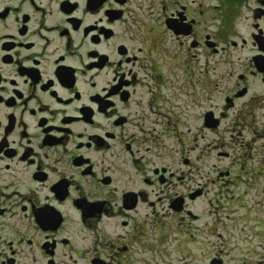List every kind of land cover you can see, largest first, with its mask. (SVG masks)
<instances>
[{
  "label": "flooded vegetation",
  "instance_id": "obj_1",
  "mask_svg": "<svg viewBox=\"0 0 264 264\" xmlns=\"http://www.w3.org/2000/svg\"><path fill=\"white\" fill-rule=\"evenodd\" d=\"M0 264H264V0H0Z\"/></svg>",
  "mask_w": 264,
  "mask_h": 264
},
{
  "label": "rangeland",
  "instance_id": "obj_2",
  "mask_svg": "<svg viewBox=\"0 0 264 264\" xmlns=\"http://www.w3.org/2000/svg\"><path fill=\"white\" fill-rule=\"evenodd\" d=\"M213 136L210 134H206L203 139V144L206 149V155H205V163L203 167L201 168V174L199 170V175H203L206 177V181L209 182V185L206 187V191L211 195L213 194V186L210 183V179H212L215 175V171L217 168L216 161L214 159V153H213ZM210 148V149H209ZM259 157V154H258ZM179 167V166H178Z\"/></svg>",
  "mask_w": 264,
  "mask_h": 264
}]
</instances>
